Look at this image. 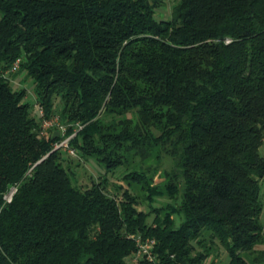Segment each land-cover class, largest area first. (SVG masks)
Masks as SVG:
<instances>
[{
  "label": "trees",
  "instance_id": "16d2710c",
  "mask_svg": "<svg viewBox=\"0 0 264 264\" xmlns=\"http://www.w3.org/2000/svg\"><path fill=\"white\" fill-rule=\"evenodd\" d=\"M166 1L0 0V264H131L137 235L155 239L137 264H203L220 247L248 264L264 239V0H175L157 18ZM20 71L32 105L10 84ZM70 135L107 168L159 145L162 189L124 174L151 211L75 185L54 148Z\"/></svg>",
  "mask_w": 264,
  "mask_h": 264
},
{
  "label": "rangeland",
  "instance_id": "374dc122",
  "mask_svg": "<svg viewBox=\"0 0 264 264\" xmlns=\"http://www.w3.org/2000/svg\"><path fill=\"white\" fill-rule=\"evenodd\" d=\"M175 0H167L156 9L157 18L168 19L171 16V5ZM160 14V15H159ZM159 15V16H158ZM10 84L14 89L25 88L26 95L24 101L29 104L35 102V93L33 88V82L30 78L26 77L23 71L15 74H9ZM56 100V104H57ZM37 104V103H36ZM36 104L32 106V113H37ZM52 125H55L53 123ZM50 127V126H49ZM48 127L43 128L42 132L47 133L50 130ZM62 149V164L69 165L73 171V181L80 189L87 188L92 184H99L104 192L110 197H114L117 200L124 198V192L126 191L130 197H133V206L137 211L149 212L151 207L149 201L146 199L147 189L142 186L141 183H137L134 180L127 179L124 174L127 171H139L142 175H145V180L149 182L150 187L162 189L164 187L163 181L165 180V171L170 170L172 161L169 156L161 155L159 145L153 148L146 147L145 158L140 156L134 158V160H125L124 163L116 166L115 168H107L105 162H99L94 157H80L75 152H70L69 148L65 146L64 140L61 142ZM140 149V148H139ZM262 153H264V147H261ZM12 188L6 193V198H9ZM260 197L264 202V181H261ZM168 201L166 198H158L153 206L159 207L160 212L162 205ZM150 214L148 219L152 217ZM261 223L264 225V207H262L260 215ZM179 222V221H178ZM248 260V264H264V239L262 242L255 245L252 251L242 253ZM229 256L221 247L215 252L209 254L203 264H225L228 262ZM133 264V263H132Z\"/></svg>",
  "mask_w": 264,
  "mask_h": 264
},
{
  "label": "built area",
  "instance_id": "2783aa9c",
  "mask_svg": "<svg viewBox=\"0 0 264 264\" xmlns=\"http://www.w3.org/2000/svg\"><path fill=\"white\" fill-rule=\"evenodd\" d=\"M19 63H20V58H16L12 62V64L10 65V67L6 70L5 73L8 74V73L15 72L18 69V67H19ZM36 107H37L36 109L38 110L39 114L42 115L43 114V111H42V108H41L40 104H36ZM53 123H55V124L57 123V116H54V117L49 118V119H45L44 118L42 120V127L43 128H48L49 126H52ZM59 127L62 129V131L64 130V128L61 125H59ZM72 135H70V136L66 137L65 139H63L64 140V143H65V146L67 148H68V140H69V138ZM62 141H60L59 143H56L54 145V148L61 147L60 144H63V143H61ZM69 151L72 152V153L74 152L73 149H70ZM11 192H10V194H11ZM133 238L135 240V243H136V247L137 248H136L135 252L132 254L131 264L132 263L133 264H137V262L141 258H144V259L149 260V261L154 260L153 248H154V245H155V239L154 238H149V237L143 239L139 235L133 236Z\"/></svg>",
  "mask_w": 264,
  "mask_h": 264
}]
</instances>
